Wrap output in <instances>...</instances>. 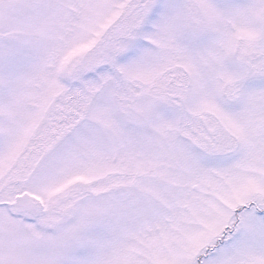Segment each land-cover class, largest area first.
<instances>
[{
  "label": "snow or ice",
  "instance_id": "snow-or-ice-1",
  "mask_svg": "<svg viewBox=\"0 0 264 264\" xmlns=\"http://www.w3.org/2000/svg\"><path fill=\"white\" fill-rule=\"evenodd\" d=\"M0 264H264V0H0Z\"/></svg>",
  "mask_w": 264,
  "mask_h": 264
}]
</instances>
